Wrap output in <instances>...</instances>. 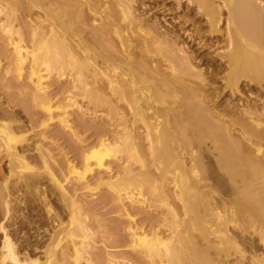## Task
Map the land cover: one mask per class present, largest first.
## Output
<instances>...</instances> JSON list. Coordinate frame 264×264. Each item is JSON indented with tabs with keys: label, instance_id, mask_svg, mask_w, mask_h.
Here are the masks:
<instances>
[{
	"label": "bare ground",
	"instance_id": "bare-ground-1",
	"mask_svg": "<svg viewBox=\"0 0 264 264\" xmlns=\"http://www.w3.org/2000/svg\"><path fill=\"white\" fill-rule=\"evenodd\" d=\"M22 1L41 11L38 20L24 25L29 29L26 44L22 29L14 27ZM127 1L4 0L0 15L6 20L0 23V32L13 47L17 79L26 78L29 71L27 78L35 86L33 100L44 113L53 114L45 82L54 75L74 79L76 91L95 110L106 107L117 118L122 134L114 143L99 141L85 155L87 167L77 180L86 181L94 170L91 162L103 169L107 160L124 153L140 171L126 167L125 177L108 182V188L121 202L122 192L140 207L160 202L171 219L158 224L149 221L150 214L149 225L139 226L127 213L130 252L97 257L90 251L91 234L82 207L51 174L70 223L64 225L68 222L63 224L61 213L48 206L43 226L52 227L59 218L61 230L53 227L46 242L44 233L49 230L42 224L26 236L22 229L27 222L16 214L10 179L24 175L15 189L39 191L42 173L31 165L25 147L18 151L25 138L13 125L15 119L9 121L18 113L0 108V158H10L9 177L0 183V264H230L232 258L239 264H264V4L186 0L196 6L195 17H204L209 31L203 36L195 22L191 30L179 18L169 24L167 9H160L159 29L146 24L156 19L155 13L148 16L146 0H131L138 10L146 7L147 17L142 15V20ZM222 22L226 23L223 34ZM186 41L198 51L214 49V56L204 55V82L193 63L200 55L194 57L196 50ZM252 96L262 104L255 105ZM62 119L70 129L67 117ZM133 188L139 198L131 194ZM39 198L40 203L47 202L45 195ZM115 228H110L111 234L119 236ZM126 240L121 234L109 246L119 248ZM34 254L45 261L33 259Z\"/></svg>",
	"mask_w": 264,
	"mask_h": 264
},
{
	"label": "rangeland",
	"instance_id": "rangeland-1",
	"mask_svg": "<svg viewBox=\"0 0 264 264\" xmlns=\"http://www.w3.org/2000/svg\"><path fill=\"white\" fill-rule=\"evenodd\" d=\"M129 1L132 3V12H134V14L137 16V19L139 20L141 18L143 19V16L146 15V9L151 10V14H148V16H152L154 13L156 14L155 17L157 22L155 18H151L146 22V24L151 26L157 27V24H161L160 19L162 18V12H160V9H167L169 12H166L165 14L168 13L166 18L169 24L175 22L172 19L179 18L178 20H182V24L187 22V26H185L188 30H191L192 22H195L196 25L201 28V34L203 36L204 32L209 31L208 28H204V17H201L200 15L195 17L196 11L194 8L196 6L187 3L186 0H181L179 2L177 0H156L155 2L153 0H146L145 3L147 8L145 7L146 9L144 8V11L142 9L138 10L137 5L131 0H128L127 3L130 4ZM24 2L25 1H22V3ZM260 2L264 4V0H258V3ZM4 3V0H0V6H3ZM28 5L29 4L27 3L23 4V10L20 11L21 15L19 16L18 21L14 22V27H16L15 29H22V31H20L22 32L25 39L24 44H26L29 39H27V36L29 35V29L27 26L24 27V25H28L31 20H38L39 16L41 15L39 14L41 11L38 9H32L30 8L31 6L29 7ZM28 14H31L33 17L31 15L29 16ZM3 17L4 16L0 15V23L6 20L5 17ZM145 17H147V15ZM224 17H227L226 9H224ZM176 23L177 21L175 24ZM157 28L159 29L160 27L158 26ZM220 28L223 34V30L226 28V23L222 22ZM159 31L162 32L165 31V29H160ZM222 34L219 35L221 36ZM5 37L4 34L0 32V108L4 109V112L16 111L18 113L13 116L14 118L11 117L9 119V121H11V119L12 121L15 119L13 121V125L16 126V128L21 129L19 136L23 135L25 142L27 141L26 143L22 142L18 144V151L23 149L22 147H25L23 149L26 150L24 153L27 156L30 155L29 157H32L33 159L31 165L35 167L38 172L42 173L41 179H39L41 181L38 184L39 191L35 190V187L31 189L32 192L29 190L27 193H25L24 190L15 189V187H19V183L22 181L21 178L24 175H15L10 179L11 187L15 186V191L13 190L12 197L15 201L14 208L16 209V214H22L23 217L21 218H25V221L27 222L23 225V220L20 221V223L23 225V232L26 233V236H30L32 233L34 234V226H39L42 224V227L43 224H46V208L48 206H51L57 213H61L60 220H63V224L64 222H68L64 225H68L70 223V216L67 213L65 204L60 199V191L58 187L55 188L53 185L54 183L50 179V175L52 174L53 178L55 179L53 180L55 182L58 181V183L60 182L58 186L62 185L64 190L67 191L69 197L77 201L80 207H82V214L84 215L83 219L87 225L88 232L91 234L89 244L91 242L92 250L90 251H93L92 253L96 254L97 257L98 255L99 257L103 256L104 259H107L108 257L110 258V256H113V254L117 251L130 252L131 243L129 242L130 240L128 237H130L129 227L131 223L130 219L127 217V213L132 215V218L137 221L139 226L149 225L150 222H148L146 218L149 217L150 214L151 216L149 221L156 222L158 224H164L166 220L170 221L171 219L169 215V209L165 206L162 207L160 202H154L151 204L148 202L147 204H144L143 207H140L138 204H135V202H130L129 200L125 199L127 195H125L124 192L121 193V202L119 201L117 194L108 188V182H115L119 178L125 177L128 167L131 168L135 173L140 171V167L136 163L131 162L124 153H121L118 154L117 158H111L107 160L103 169L96 167L95 163L91 162V168L94 170L91 174L89 173L87 175L86 181L79 182L77 180V174H83L87 167L85 155L90 153L92 149L97 148L100 143L99 141L107 139L109 142L114 143V141L118 139L119 135L122 134L121 130L116 127L117 118L114 114L108 113L106 107L105 109L103 108L100 110H95L92 104H89L88 100H84L78 90L76 91L74 88V86H76L74 79L71 77H65L63 80L57 78V76L54 75L45 82V85L49 90L48 97L51 101L53 114L52 116H49L44 113L42 105L37 106L38 103H35V100H33V90H35V86L33 83L30 84L28 80L29 71H26L28 78L26 77L24 79H17V70H15L16 68L14 67L15 56L13 54V47L10 46V42L8 41L9 39ZM187 45L191 48V50H196L195 54H193L194 57L195 55H200L198 62L196 63L194 61L193 63L196 66L195 74L199 77V81L204 82V80H201V77L204 79V73L207 69L206 65H204V55H209L210 57L212 55L214 56V49L206 50L204 52V49L198 51L199 47L196 45L188 43ZM26 47L29 48V46ZM176 49L178 50L179 46H176ZM222 52L224 51H218V53ZM9 56L11 59H8ZM200 60L202 62H200ZM11 63L13 65H11ZM26 73H24L23 77L26 76ZM200 73H202L203 76L199 75ZM197 79L198 78L195 80ZM149 86H151V84ZM24 87H26V90ZM242 95L239 94L240 98L244 100L245 96L243 93ZM72 97L75 99L73 101L77 102H75L76 105H73V101H69ZM255 97L256 96H252L250 100L252 102L256 101L255 105L260 106L262 103L259 102L258 99L255 100ZM65 117H67L69 123L68 125L71 126L70 129H68L64 123H61V119ZM6 121L9 122L8 120ZM3 122L4 121H2V123ZM42 155L45 157V159H41ZM9 169L10 158L7 155L1 156L0 183L9 177ZM72 170L76 174L72 173ZM45 173H47V175ZM132 191L131 194H134L136 196H134L135 198H139V196H137V191L134 190V188ZM142 193L145 194L143 199L147 198L146 190L145 192L143 190ZM40 195H45V197H47V202L44 201L43 204L40 203ZM58 219L59 218L55 219V222L53 221L54 224L52 223V227L43 226L44 229L49 230V234L48 232L44 233L45 242L48 241L49 236L52 234L50 232H53L54 230L59 231L63 227L61 223L58 222ZM58 224L61 226L59 225V227ZM111 227H116L115 229L119 230L120 232L119 236L122 234L127 239L124 245L118 246L119 248H113L109 246V241L115 240L119 237L117 234H111ZM145 228L149 229V227ZM24 233H22V236ZM201 244H204L202 240ZM36 255L34 254L31 257L33 259L40 257V254ZM41 257L43 256L41 255ZM41 259L42 260L40 261L43 263L45 261L44 257ZM239 263V260L235 258H232L230 261V264ZM243 264H248V262Z\"/></svg>",
	"mask_w": 264,
	"mask_h": 264
}]
</instances>
